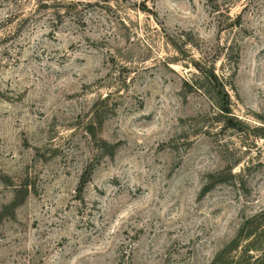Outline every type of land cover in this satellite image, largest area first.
Here are the masks:
<instances>
[{
  "label": "rangeland",
  "instance_id": "obj_1",
  "mask_svg": "<svg viewBox=\"0 0 264 264\" xmlns=\"http://www.w3.org/2000/svg\"><path fill=\"white\" fill-rule=\"evenodd\" d=\"M0 264H264V0H0Z\"/></svg>",
  "mask_w": 264,
  "mask_h": 264
},
{
  "label": "trees",
  "instance_id": "obj_2",
  "mask_svg": "<svg viewBox=\"0 0 264 264\" xmlns=\"http://www.w3.org/2000/svg\"><path fill=\"white\" fill-rule=\"evenodd\" d=\"M206 79L207 81L217 90V94L221 96L222 99V105L221 108L224 111H230V93L226 87L225 79L219 74L214 71V69H211L210 71H206ZM86 177H83L84 183H86ZM27 190V188H26ZM25 190V194H26ZM24 195V194H23ZM16 204V202H13Z\"/></svg>",
  "mask_w": 264,
  "mask_h": 264
}]
</instances>
